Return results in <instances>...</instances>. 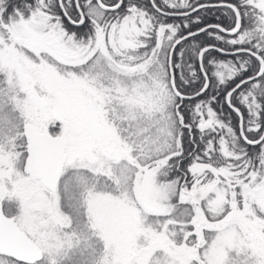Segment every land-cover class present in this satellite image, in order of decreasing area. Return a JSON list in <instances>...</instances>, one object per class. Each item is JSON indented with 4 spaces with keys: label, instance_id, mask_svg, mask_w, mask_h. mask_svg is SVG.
<instances>
[{
    "label": "snow or ice",
    "instance_id": "snow-or-ice-1",
    "mask_svg": "<svg viewBox=\"0 0 264 264\" xmlns=\"http://www.w3.org/2000/svg\"><path fill=\"white\" fill-rule=\"evenodd\" d=\"M0 264H264V0H0Z\"/></svg>",
    "mask_w": 264,
    "mask_h": 264
},
{
    "label": "trees",
    "instance_id": "trees-1",
    "mask_svg": "<svg viewBox=\"0 0 264 264\" xmlns=\"http://www.w3.org/2000/svg\"><path fill=\"white\" fill-rule=\"evenodd\" d=\"M214 22V21H213Z\"/></svg>",
    "mask_w": 264,
    "mask_h": 264
}]
</instances>
